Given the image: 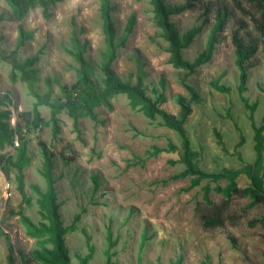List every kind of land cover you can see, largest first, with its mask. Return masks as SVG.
Wrapping results in <instances>:
<instances>
[{
	"label": "rangeland",
	"instance_id": "374dc122",
	"mask_svg": "<svg viewBox=\"0 0 264 264\" xmlns=\"http://www.w3.org/2000/svg\"><path fill=\"white\" fill-rule=\"evenodd\" d=\"M185 0H170V4ZM225 2L232 14L224 30L218 34L209 62L187 74L173 68L167 43L153 19L149 0H110L115 26V40L124 41L118 47L112 70L121 81L137 82L140 77L146 95L164 101L159 107L178 117L179 98L189 99L181 80L194 87L202 96L191 103V113L184 127L191 147L199 155L198 165L207 172L222 168L237 169L252 163L253 128L264 114V37L253 18L262 19L261 10L249 0H241L249 15L244 16L231 0H202L179 15L171 16L179 35L199 27L182 55L186 60L201 53L214 23V9ZM206 4L211 8L204 12ZM98 0H59L49 6L51 16L44 18L42 8L28 10L19 20L4 0H0V110L9 112L8 122L16 130L12 142L0 148V232L7 234L14 245L15 264L23 262L18 252L29 253L42 247L50 248L43 239L29 238L17 214L19 210L30 221L40 222L37 199L46 183L41 176L44 156L52 166L56 202L63 227L74 223V230L64 235V244L71 264H78L77 255L84 256L92 245V257L87 264H264V204L248 207L249 197L233 195L223 213V225L204 227L202 216L210 214L213 204L220 203L222 194L209 193L210 203L203 198L202 180L190 186V178L173 179L183 170L179 135L165 127L156 116L149 119L133 109L125 95L110 99L112 109H94L97 120L83 112L74 121L63 111L58 115L59 132L51 125L35 124L32 109L36 99L28 83L38 94L50 92L49 102L61 100L59 86L71 85L76 79L77 66L69 53L74 35L80 44L86 42L84 56L94 68V81L102 87L103 76L98 68L105 51ZM135 24L125 31L131 15ZM244 23L240 36L247 43L257 44V51L245 63L248 66L247 90L242 94L248 103H255L252 112L244 106L236 89L239 71L234 63L232 44L234 30ZM12 76L14 80H12ZM217 84L230 87L220 93ZM40 118L46 122L51 108L38 104ZM243 143L238 145L240 139ZM168 141L178 149L148 156L152 147L165 148ZM23 151V193L18 190L16 169L8 159ZM240 157H238V155ZM264 160V154H263ZM236 182L245 187L249 180L240 174ZM5 244L0 238V264H6Z\"/></svg>",
	"mask_w": 264,
	"mask_h": 264
},
{
	"label": "trees",
	"instance_id": "16d2710c",
	"mask_svg": "<svg viewBox=\"0 0 264 264\" xmlns=\"http://www.w3.org/2000/svg\"><path fill=\"white\" fill-rule=\"evenodd\" d=\"M11 8L14 16L21 20L23 19L28 10L37 6L42 8V15L44 18H49L51 13L49 6L54 5L59 0H4ZM99 16L102 21V33L105 42V51L102 54V60L99 65L98 71L103 76L102 87L99 89L94 81V68L86 60L84 53L86 42L79 43L74 35L71 38L73 49L69 51L77 66L76 81L71 85H61L60 93L61 100L57 104H51L49 102L50 92L47 91L44 94H38L33 90L31 83L27 82L30 94L36 99V103L32 109L33 121L35 124H41L44 126L51 125V129L54 134L59 132L57 115L63 111L74 123L76 122L79 113L83 112L91 120H97V114L94 112L96 107H106L112 109L110 99L116 95H125L129 101V105L133 109H138L143 115L149 119H154L159 116L162 119V123L165 127L175 131L181 139V153L177 161L184 166L183 170L172 176L173 179L190 178V186L196 187L202 180L208 182H218L221 180L226 181V185L221 187L215 185L210 187L206 183L203 187V198L206 202L210 203L209 193L214 191L222 194L223 199L218 204H213L210 208L209 215H203L202 221L204 227H218L223 225V213L228 208V202L233 195H240L242 197H249L250 202L248 207H254L258 204H264V114L261 117L260 124L256 126L252 123L253 128V150L255 157L252 163H244L237 169L222 168L217 172H207L201 169L198 165L197 157L199 153L191 147L189 137L186 133L184 123L187 117L190 115L191 103H199L202 101V96L197 90L188 85L183 78L181 85L186 89L189 94V99L179 98L177 105L179 106L178 117L170 115L165 110L159 107V102L164 101V96L159 95L158 101H153L149 98L144 88L142 87L141 78H137V82L132 84L128 81H121L115 75L112 70V63L116 58L118 47L124 45V41L117 42L115 40V26L111 17V12L114 10V6L111 5L110 0H98ZM170 0H149L152 7L153 19L156 26L161 30V36L167 43V52L169 54L168 61L170 65L175 69L184 70L187 74L195 71L196 68L206 64L210 61L215 45L219 42L218 34L222 32L228 23V20L232 14L231 9L225 2H219L214 9V23L209 30L208 38L205 44L204 50L199 53L193 61L186 60L182 52L193 42L195 36L199 33L201 26L192 27L188 29L182 35H179L175 29V24L171 20V16L179 15L187 10L192 9L196 3L202 0H185L183 3L170 4ZM235 6L244 16L249 15V11L245 9L241 0H231ZM255 4L262 12V19L264 20V0H249ZM211 8L210 4H206L204 12H208ZM0 15V20H1ZM256 28L264 37V23L260 19L253 18ZM135 24V16L132 14L125 27V31L130 32ZM240 27L234 30L232 34V44L234 46L235 53V65L239 71V83L236 87L240 99L244 106L250 111V118L252 120V112L254 111L256 104H249L246 97L242 94L247 90L248 81V66L246 61L255 54L257 51V44L247 43L240 36V29L244 27V23H240ZM12 80H14L12 76ZM218 79L214 81L213 87L220 93H228L230 87L223 84H217ZM264 92V87L261 89ZM1 103V101H0ZM43 104L51 108L50 117L48 121L44 122L37 111V105ZM9 112L0 110V148L4 147L8 142H12L16 133V130L12 128L8 122ZM243 143V138L240 139L238 145ZM178 147L168 141L165 148L152 147V150L147 154L150 157H155L161 152H174ZM22 148L20 149V151ZM240 157L239 154H237ZM5 161L3 156H0V163ZM9 167L16 169L15 179L18 184V190L23 193V151L15 158L8 159ZM41 176L45 180L46 189L44 192H39L36 187L34 189L38 192L39 198L37 199L38 214L40 216V222L35 224L26 216L21 213V210L17 212L20 216V221L26 229V234L29 238L43 239L45 243L50 245V248L42 247L39 250H32L29 253L19 251V257L23 262L36 261L40 264H71L67 250L64 244V235L67 231L74 230V223L80 219L81 212L74 216L73 222L67 227H63L58 208L59 205L56 202V192L54 190V179L52 177V166L49 158L44 156L42 168L40 170ZM240 174H244L249 180V184L245 187H239L236 179ZM0 238L3 239L5 244V261L6 264H15L14 245L10 241L7 234L0 232ZM87 247L89 252L80 256L77 255L78 264H87L92 257L93 247L89 244V237H86ZM104 264H112L107 260Z\"/></svg>",
	"mask_w": 264,
	"mask_h": 264
}]
</instances>
